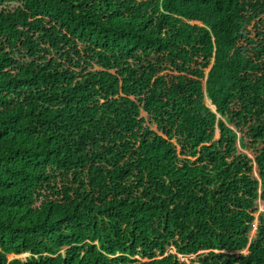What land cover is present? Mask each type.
I'll use <instances>...</instances> for the list:
<instances>
[{"label":"trees","instance_id":"1","mask_svg":"<svg viewBox=\"0 0 264 264\" xmlns=\"http://www.w3.org/2000/svg\"><path fill=\"white\" fill-rule=\"evenodd\" d=\"M258 198L264 0H0V264H264Z\"/></svg>","mask_w":264,"mask_h":264},{"label":"rangeland","instance_id":"2","mask_svg":"<svg viewBox=\"0 0 264 264\" xmlns=\"http://www.w3.org/2000/svg\"><path fill=\"white\" fill-rule=\"evenodd\" d=\"M94 70H98V67L96 65H94ZM206 72H208V69L206 70ZM207 101H208V98L205 97V99H204L205 104H207ZM209 107H211V106H209ZM218 119L219 120H225V119H223L221 117H218ZM228 126L230 128H232V129H234L232 125H228ZM151 130H153L155 132H159L158 126L155 125V124H152L151 125ZM217 138H218V134H216L215 139H217ZM238 153L245 154L249 158L253 159V154L248 149H246L245 147H242L241 144L238 146ZM253 175L259 181L258 192H259V194H261L262 187H261V184H260V178H259V175H258L256 166H254ZM256 204H257V213L255 214V219L253 221V224H252V227H251V230H250L249 245L256 239V235L258 233V225L260 223V218H264V202L261 201L260 198H258ZM89 243L91 245H97V246H99L98 239H93V240L89 241ZM65 249L61 250V252H64ZM244 252H245V250L240 251V252L228 253V254L229 255H233L235 257H238V256H240ZM207 253H209V251L205 250V251H200L198 254H207ZM214 253L218 255V254H221L223 252L220 251V250H214ZM169 254L175 255L181 262L184 261L185 259H195V257H196L195 255H184V254L180 253L178 250H176L171 245H168V246L165 247V253L164 254H161L160 252L157 253V255L160 258L161 257H164V256H167ZM28 256H29V254H21V255H7L6 257H7V260L8 261H12V260H15V259L24 260ZM133 259L145 261V259H141L138 256H134Z\"/></svg>","mask_w":264,"mask_h":264},{"label":"water","instance_id":"3","mask_svg":"<svg viewBox=\"0 0 264 264\" xmlns=\"http://www.w3.org/2000/svg\"><path fill=\"white\" fill-rule=\"evenodd\" d=\"M206 105H207V107L211 106V107H209L211 109V111H213V112L215 111V108H214L213 105H211L210 100L207 101V104Z\"/></svg>","mask_w":264,"mask_h":264}]
</instances>
